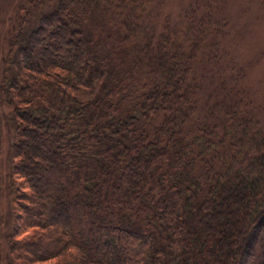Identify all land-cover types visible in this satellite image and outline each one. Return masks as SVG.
Here are the masks:
<instances>
[{"label":"trees","instance_id":"obj_1","mask_svg":"<svg viewBox=\"0 0 264 264\" xmlns=\"http://www.w3.org/2000/svg\"><path fill=\"white\" fill-rule=\"evenodd\" d=\"M39 1L0 77L8 264H264V125L207 1Z\"/></svg>","mask_w":264,"mask_h":264},{"label":"rangeland","instance_id":"obj_2","mask_svg":"<svg viewBox=\"0 0 264 264\" xmlns=\"http://www.w3.org/2000/svg\"><path fill=\"white\" fill-rule=\"evenodd\" d=\"M41 1L42 3L38 7L49 10L56 2V0ZM193 1L164 0L161 3V17L158 20L160 23L163 18L175 22L183 20ZM206 1L208 7L212 8L215 18L220 20L224 26L223 48L218 53L219 57H224L225 60L222 62L221 68L217 69L228 76V86H232V81L234 83L241 81L242 85L239 87H241L240 91L243 95H241L242 99L239 105L242 106V110L254 114L255 122L264 125V0ZM27 2L28 0H0V77L8 52L7 37L12 33L10 31L11 23L17 20V11ZM38 2L40 1L38 0ZM35 11L37 12V10ZM217 61L219 62V58ZM227 66L229 71L226 72L224 68ZM232 68L233 70H230ZM218 76L217 74L214 76V81L218 79ZM9 113L10 108L2 103L0 105V189L3 192H5V180L9 176V163L6 158L8 157L11 135H13L8 120ZM7 204L6 197L0 196V217L2 218L8 216ZM1 230L4 234L1 238L0 264H8L9 244L6 235L9 231L6 225Z\"/></svg>","mask_w":264,"mask_h":264}]
</instances>
